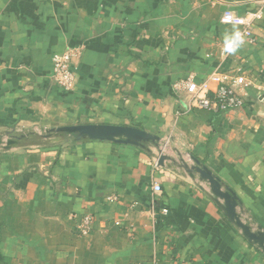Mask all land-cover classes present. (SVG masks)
<instances>
[{
  "label": "crops",
  "instance_id": "0c3cea01",
  "mask_svg": "<svg viewBox=\"0 0 264 264\" xmlns=\"http://www.w3.org/2000/svg\"><path fill=\"white\" fill-rule=\"evenodd\" d=\"M227 9L255 42L222 56L241 31L220 21ZM68 49L75 81L64 90L52 56ZM215 72L245 78L243 105L187 110L174 85ZM99 123L159 140L0 149V264H264L203 182L157 164L160 147L194 156L264 230V0H0V134Z\"/></svg>",
  "mask_w": 264,
  "mask_h": 264
},
{
  "label": "water",
  "instance_id": "95a60500",
  "mask_svg": "<svg viewBox=\"0 0 264 264\" xmlns=\"http://www.w3.org/2000/svg\"><path fill=\"white\" fill-rule=\"evenodd\" d=\"M63 136L73 137L76 140H99L111 141L120 144H127L146 148L150 143L157 144L159 137L151 134L144 129L116 124H74L50 128L40 135L41 140H28L22 134L12 136L7 134L6 137L0 134V149L9 150L15 147L45 144L48 141L61 138ZM26 146V147H27ZM192 164L189 165L182 157L179 158V165L186 171L191 178H198L210 190L212 199L223 212L228 221L240 230L241 235L253 246L264 252V230L257 225L255 228L252 224L244 219L240 213V201L236 194L228 187L223 186L217 176L202 164L194 156H190ZM159 166L171 168L177 164V160L172 156L161 153L157 158Z\"/></svg>",
  "mask_w": 264,
  "mask_h": 264
},
{
  "label": "built area",
  "instance_id": "2783aa9c",
  "mask_svg": "<svg viewBox=\"0 0 264 264\" xmlns=\"http://www.w3.org/2000/svg\"><path fill=\"white\" fill-rule=\"evenodd\" d=\"M261 11L258 10L253 14L254 18H259ZM220 21L223 24L236 25L241 27L239 32L243 37V43H254L255 39L250 35L248 30V21L245 17L236 15L232 10L227 9L223 12ZM241 45V44H240ZM228 52L224 49L221 53L222 56ZM76 52L72 49H68L63 53L54 54L52 56V77L53 80L64 90L72 88L75 76L71 71V61ZM214 81L217 86L214 90H210L208 87V81ZM246 85L244 77L241 76H229L222 72L212 73L206 81L197 84L193 77H187L180 80L174 85L176 91H183L188 94L187 110L198 107L201 109L213 111V112H227L240 108L244 100L237 92L238 87ZM158 155L164 153V147H160ZM153 190L158 192L160 186L158 184L153 185ZM109 201H115L116 196H110ZM168 214V208L162 206L160 210V216L165 217ZM91 217L86 215L81 224L80 231L82 234H87L90 229Z\"/></svg>",
  "mask_w": 264,
  "mask_h": 264
},
{
  "label": "clouds",
  "instance_id": "9594fccd",
  "mask_svg": "<svg viewBox=\"0 0 264 264\" xmlns=\"http://www.w3.org/2000/svg\"><path fill=\"white\" fill-rule=\"evenodd\" d=\"M243 43V37L239 32H236L229 40L226 51L231 54L237 50L240 44Z\"/></svg>",
  "mask_w": 264,
  "mask_h": 264
},
{
  "label": "rangeland",
  "instance_id": "374dc122",
  "mask_svg": "<svg viewBox=\"0 0 264 264\" xmlns=\"http://www.w3.org/2000/svg\"><path fill=\"white\" fill-rule=\"evenodd\" d=\"M47 130H48V129H47ZM44 131H45V130H43V131H39L38 133H36V134L38 135V139H37L38 141L41 140L40 135H41V134H44ZM34 133H35V132H34ZM25 134H27V133H25ZM168 153H171V151L168 150ZM168 153H167V152H164V154L170 155V154H168ZM171 155H174V157H173V156H172V157L175 158V159L177 160V164H176V165L179 166V167H181V166L178 164V163H179V156L176 155V154H173V153H172ZM171 155H170V156H171ZM184 157H185V159H189V161L192 162V161L190 160V158H189L188 155H187V156H184Z\"/></svg>",
  "mask_w": 264,
  "mask_h": 264
},
{
  "label": "trees",
  "instance_id": "16d2710c",
  "mask_svg": "<svg viewBox=\"0 0 264 264\" xmlns=\"http://www.w3.org/2000/svg\"><path fill=\"white\" fill-rule=\"evenodd\" d=\"M20 135H18V136H20ZM24 135L28 138V140H37L38 139V135L34 132H29V133L24 134ZM27 145L28 144H24V146H27ZM36 145H39V144H36Z\"/></svg>",
  "mask_w": 264,
  "mask_h": 264
}]
</instances>
